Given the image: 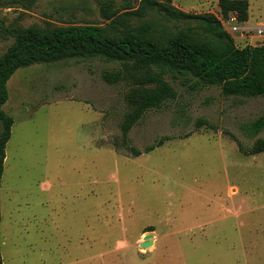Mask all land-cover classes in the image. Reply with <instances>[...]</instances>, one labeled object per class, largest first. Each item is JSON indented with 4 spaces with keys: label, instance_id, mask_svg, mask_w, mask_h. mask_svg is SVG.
<instances>
[{
    "label": "rangeland",
    "instance_id": "rangeland-1",
    "mask_svg": "<svg viewBox=\"0 0 264 264\" xmlns=\"http://www.w3.org/2000/svg\"><path fill=\"white\" fill-rule=\"evenodd\" d=\"M172 3L215 13L239 47L264 42V0H249L247 21L224 18L218 0ZM106 22L99 0H0V54L14 25ZM108 71L127 78L110 83ZM181 79L169 77L177 98L130 132L141 149L171 138L134 155L114 145L133 85L120 61L71 57L16 70L3 105L14 118L0 188L3 264H264V151L246 154L232 136L253 145L241 124L264 115V97ZM200 118L215 128L198 127Z\"/></svg>",
    "mask_w": 264,
    "mask_h": 264
},
{
    "label": "trees",
    "instance_id": "trees-1",
    "mask_svg": "<svg viewBox=\"0 0 264 264\" xmlns=\"http://www.w3.org/2000/svg\"><path fill=\"white\" fill-rule=\"evenodd\" d=\"M99 0L101 24L59 26L14 25L7 34L12 44L0 54V188L6 158V145L12 135L14 118L3 105L9 98L7 82L21 67L63 58L101 57L120 61L133 78L125 94L127 109L121 121V140L115 148L126 147L134 155L161 146L169 136L141 149L131 144L130 132L151 108H159L175 99L178 91L169 80L181 78L193 88L218 86L229 96L264 97V42L236 45L222 20L213 12H191L175 6L172 0ZM221 13H231L238 21L249 19V0H218ZM159 13L164 21L153 20ZM103 78L118 83L126 73L104 72ZM215 125L198 119L197 126ZM242 131L256 137L246 147L234 134L239 148L246 154L264 151V115L241 124ZM1 221V211H0ZM151 230V229H148ZM0 264H3L0 252Z\"/></svg>",
    "mask_w": 264,
    "mask_h": 264
},
{
    "label": "water",
    "instance_id": "water-1",
    "mask_svg": "<svg viewBox=\"0 0 264 264\" xmlns=\"http://www.w3.org/2000/svg\"><path fill=\"white\" fill-rule=\"evenodd\" d=\"M152 236H153V234L150 232L147 235H145V238L150 239V238H152ZM150 244H152V240L145 241L142 243V245H144V246H149Z\"/></svg>",
    "mask_w": 264,
    "mask_h": 264
},
{
    "label": "built area",
    "instance_id": "built-area-1",
    "mask_svg": "<svg viewBox=\"0 0 264 264\" xmlns=\"http://www.w3.org/2000/svg\"><path fill=\"white\" fill-rule=\"evenodd\" d=\"M261 31H262V29H261Z\"/></svg>",
    "mask_w": 264,
    "mask_h": 264
}]
</instances>
